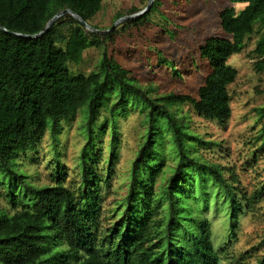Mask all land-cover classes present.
Segmentation results:
<instances>
[{
  "label": "trees",
  "instance_id": "obj_1",
  "mask_svg": "<svg viewBox=\"0 0 264 264\" xmlns=\"http://www.w3.org/2000/svg\"><path fill=\"white\" fill-rule=\"evenodd\" d=\"M230 1L219 18L231 38L209 37L200 48L212 70L197 98L151 96L109 55L106 46L115 41L112 31L88 33L70 14L39 38L0 29V171L10 179L9 196L16 208L13 214L0 209V264H223L206 212L222 198L235 235L241 217L259 198L238 194L236 180L197 153L199 138L173 107L189 101L200 117L227 122L232 115L229 86L238 77L228 59L241 52L253 34L259 38L251 55L256 70L264 71V0ZM102 7L103 0H0V24L10 32L34 35L65 9L90 23ZM146 19L143 14L126 24L140 28ZM93 46L104 48L97 68L73 74L70 64L82 63L84 51ZM113 96L112 114L127 110L131 97L135 106L141 101L149 109L148 130L132 164L127 195L104 226L102 193L110 187L109 178L104 181L88 163L93 159L94 129ZM84 107L90 142L81 158V187L75 190L64 183L60 170L52 185L26 183L19 189L15 179L22 176L14 172L18 155L37 149L49 130L56 138L61 121L76 118ZM257 111L264 117V107ZM164 131L173 166L167 164ZM255 262L264 264V254Z\"/></svg>",
  "mask_w": 264,
  "mask_h": 264
},
{
  "label": "rangeland",
  "instance_id": "obj_2",
  "mask_svg": "<svg viewBox=\"0 0 264 264\" xmlns=\"http://www.w3.org/2000/svg\"><path fill=\"white\" fill-rule=\"evenodd\" d=\"M150 2L103 0L101 11L90 24L112 31L115 41H110L106 50L137 78L139 86L149 90L151 96L163 97L172 93L197 98L212 70L202 58L200 48L209 37L231 38L222 29L219 14L232 3L230 0H153L145 13V24L140 28L126 24L132 19L117 23L118 13L130 16L134 8L136 13L143 11ZM258 38L257 34L250 36L242 51L228 59V64L238 70V77L229 86L232 115L227 122L200 117L189 101L173 107L180 121L187 125V130L199 138L197 153L224 168L225 176L234 178L241 189L238 194L259 198L241 217L235 235L229 227L228 208L222 198L206 212L213 222V243L223 256V264H256L258 257L264 254V117L257 111L264 107V71L256 70L257 60L251 55ZM103 50L93 46L84 51L82 63L70 64L73 74H89L95 70ZM130 99L132 105L127 110L112 114L110 107L116 100L113 96L94 129L93 159L88 165L104 181L109 178L110 184L102 193L104 226L112 220L117 202L127 195L132 164L148 130L146 115L149 109L141 101L133 105L135 98ZM87 114L88 108H82L76 118L61 121L56 138L49 130L37 149L18 155L14 172L22 178L13 176L12 179L18 181L19 189L26 183L52 185L60 170L64 183L75 190L81 187V158L90 142ZM99 130L104 131L99 133ZM164 135L167 164L173 166L175 160L169 154L171 142L165 131ZM113 156H116L115 160ZM9 182L10 179L0 171V209L13 214L16 208L9 196ZM20 196V199L24 198Z\"/></svg>",
  "mask_w": 264,
  "mask_h": 264
},
{
  "label": "water",
  "instance_id": "obj_3",
  "mask_svg": "<svg viewBox=\"0 0 264 264\" xmlns=\"http://www.w3.org/2000/svg\"><path fill=\"white\" fill-rule=\"evenodd\" d=\"M152 2H153V0H151V2H150V4H149V6H148L147 9H145L143 11H140V12H137L134 15L132 14L130 16L121 17V18H119L117 20V23H119L121 21H124V20H127V19H134V18H137V17L142 16L150 8ZM66 14H70L71 16H73L77 21H79L85 27V29L87 31H90L92 33H97V34H105V33H107L106 30H101V29H98V28L92 26L90 23H88L87 21H85L79 14H77L76 12H74L71 9H65V10H63V12L61 11L58 14H56L53 18L50 19V21L47 23V25H46V27H45V29L43 31H41L40 33L34 34V35L22 34V33H17V32H10L4 26H2L1 24H0V29L3 30V31H5V32H7V33L12 34V35L19 36V37H24V38H27V39L39 38L40 36L44 35L50 29V27L59 18L63 17Z\"/></svg>",
  "mask_w": 264,
  "mask_h": 264
}]
</instances>
